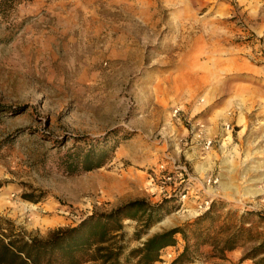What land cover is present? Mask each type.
I'll return each mask as SVG.
<instances>
[{
	"label": "rangeland",
	"instance_id": "obj_1",
	"mask_svg": "<svg viewBox=\"0 0 264 264\" xmlns=\"http://www.w3.org/2000/svg\"><path fill=\"white\" fill-rule=\"evenodd\" d=\"M1 107L0 217L28 238L144 201L162 220L124 221L123 264L174 228L155 264L263 260L245 257L264 242V0L20 4L0 16ZM81 148L113 158L72 174Z\"/></svg>",
	"mask_w": 264,
	"mask_h": 264
},
{
	"label": "trees",
	"instance_id": "obj_2",
	"mask_svg": "<svg viewBox=\"0 0 264 264\" xmlns=\"http://www.w3.org/2000/svg\"><path fill=\"white\" fill-rule=\"evenodd\" d=\"M33 0H0V16L5 19L23 3ZM0 108V115L5 112ZM114 150L96 151L83 148L67 161L70 173L89 172L103 167L113 158ZM26 199L31 200L30 197ZM157 209L144 201H133L114 209L110 213L96 214L73 228H60L46 239L28 238L18 232L13 223L0 217V264H123L126 252L124 246V221L146 218L148 227L158 223ZM186 236L181 228L150 237L141 248L130 251L125 261L130 264H155L161 253L177 244V235ZM234 236L232 239H234ZM235 249L229 241L227 251ZM187 248L174 264H186ZM264 255V242L254 248L245 259H257ZM264 264V258L260 261Z\"/></svg>",
	"mask_w": 264,
	"mask_h": 264
},
{
	"label": "built area",
	"instance_id": "obj_3",
	"mask_svg": "<svg viewBox=\"0 0 264 264\" xmlns=\"http://www.w3.org/2000/svg\"><path fill=\"white\" fill-rule=\"evenodd\" d=\"M210 146H211V141L206 142L205 149L209 150L210 149ZM161 169H164V166H161ZM166 178H167L166 179L167 181H171L173 179V175H169ZM208 184L209 185H215V184H217V180H213L212 178H210L208 180ZM182 197H183V199H185L187 196L185 194H183Z\"/></svg>",
	"mask_w": 264,
	"mask_h": 264
},
{
	"label": "bare ground",
	"instance_id": "obj_4",
	"mask_svg": "<svg viewBox=\"0 0 264 264\" xmlns=\"http://www.w3.org/2000/svg\"><path fill=\"white\" fill-rule=\"evenodd\" d=\"M33 209H35V207H33Z\"/></svg>",
	"mask_w": 264,
	"mask_h": 264
}]
</instances>
